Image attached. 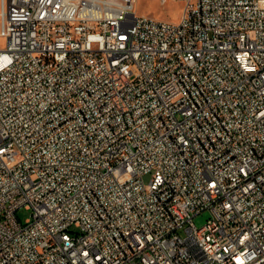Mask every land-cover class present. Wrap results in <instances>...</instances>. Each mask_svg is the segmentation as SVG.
Instances as JSON below:
<instances>
[{"label": "built area", "instance_id": "built-area-1", "mask_svg": "<svg viewBox=\"0 0 264 264\" xmlns=\"http://www.w3.org/2000/svg\"><path fill=\"white\" fill-rule=\"evenodd\" d=\"M181 1L0 0V264H264V0Z\"/></svg>", "mask_w": 264, "mask_h": 264}, {"label": "rangeland", "instance_id": "rangeland-1", "mask_svg": "<svg viewBox=\"0 0 264 264\" xmlns=\"http://www.w3.org/2000/svg\"><path fill=\"white\" fill-rule=\"evenodd\" d=\"M134 6L139 13L158 16L169 21H177L182 13L181 0H135ZM150 177L151 174H146L144 176L145 181L149 182ZM17 214L19 219L24 222L31 216V210L22 207ZM211 215L210 210H204L194 217V222L198 227H201ZM186 227L179 229V233L183 236L187 235Z\"/></svg>", "mask_w": 264, "mask_h": 264}, {"label": "bare ground", "instance_id": "bare-ground-1", "mask_svg": "<svg viewBox=\"0 0 264 264\" xmlns=\"http://www.w3.org/2000/svg\"><path fill=\"white\" fill-rule=\"evenodd\" d=\"M116 1H127V0H116ZM198 251H208V244H198Z\"/></svg>", "mask_w": 264, "mask_h": 264}]
</instances>
